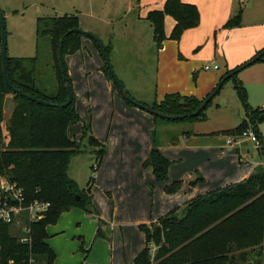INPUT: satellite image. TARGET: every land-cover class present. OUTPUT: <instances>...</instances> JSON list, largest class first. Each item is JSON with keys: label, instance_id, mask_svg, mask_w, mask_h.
<instances>
[{"label": "rangeland", "instance_id": "obj_1", "mask_svg": "<svg viewBox=\"0 0 264 264\" xmlns=\"http://www.w3.org/2000/svg\"><path fill=\"white\" fill-rule=\"evenodd\" d=\"M164 1L0 0L6 22L8 55H36L39 17L77 15L80 28L85 29L83 24H89L97 30L104 43L111 46V65L129 95L139 101L140 95L145 94L148 98L145 103L152 104L158 81V53L164 55L159 77H165L164 82H159V90L164 83L172 85L178 76L193 90L186 96L196 97L201 92L204 95L208 91V94L212 93L227 68L222 54L216 62L206 60L215 35L224 38V41L232 39L230 53L237 58L250 56L253 46H257L264 36V0H183L197 5L200 22L184 30L179 40L170 38V31H165L166 39L162 49H159L147 16L150 11L160 9ZM237 15L240 16L239 24L228 25V21ZM101 34H105L104 37ZM85 39L90 41L87 36L82 38L83 41ZM95 44L83 42L82 50L65 55L76 97V111L80 116L77 122L69 125L68 134L82 141L81 151L71 157L67 172L80 189L88 191L90 201L84 206L74 205L63 211L58 220L48 226L47 241L56 253L55 264H135L136 256L146 243L141 225L157 222L172 209H165L166 197L182 195L183 202L194 190H200L195 193L198 196L218 188L215 185L218 181L214 183V179L219 177L220 171H224L222 179H225L226 173L235 170L242 178L239 181H242L245 172L253 170L264 160V154L259 153L256 144L245 137L240 141L243 144L237 147L247 150L248 154L244 161H240L236 149L225 144L229 135L222 132L238 126L246 118L245 104L235 88V79L245 88L247 103L253 108H264V61L249 64L240 69L235 78L228 79L205 110L204 119L174 122L156 118L129 104L111 80L109 95L100 93L91 102L87 90L90 73L100 71L106 75L103 71L104 58ZM192 44H195L194 48ZM221 46L224 47V43ZM184 49L190 55H182ZM72 56L76 58L70 69L69 59ZM194 59L197 61L193 62ZM214 63L220 66L219 70L204 69V65L211 64L213 67ZM215 74L217 77L209 85V78ZM43 77L51 86L54 85L49 70L47 74L43 72ZM140 79L142 83L136 82ZM139 86L146 89L144 91L148 89V94L138 91ZM119 103L146 113L152 117V123L139 117L136 119L130 112H122L124 108ZM13 107L14 102L6 103L5 120ZM84 124H90L91 132L101 146H91L83 139ZM258 129L264 136V122L258 124ZM154 132L162 149L167 148L165 156L171 161L166 180L157 179L152 169L145 166L146 159H143L144 150L153 144ZM186 134H190L188 139L184 137ZM206 143L213 146H206ZM100 147L104 149L102 157L97 151ZM95 162L100 164L96 168ZM176 174L180 175L176 177ZM174 182H178L177 190L168 192L166 186ZM115 205L118 207L116 213ZM178 215L182 213L179 211ZM29 222L27 214L21 215L11 225L12 235L26 238ZM153 249L154 244H150V251ZM258 251V244L239 249L234 247L233 251L225 252L217 260L221 264H256ZM150 254L153 258L154 254ZM151 264H154L153 261Z\"/></svg>", "mask_w": 264, "mask_h": 264}, {"label": "trees", "instance_id": "obj_2", "mask_svg": "<svg viewBox=\"0 0 264 264\" xmlns=\"http://www.w3.org/2000/svg\"><path fill=\"white\" fill-rule=\"evenodd\" d=\"M167 16L174 19L170 38L176 40L180 39L184 30L195 27L200 22V11L196 4L183 0H165L162 8L150 11L147 16L159 49L166 39ZM239 17L237 15L231 18L227 24H239ZM77 27H80L77 15L39 17L36 55L8 56V75L11 83L37 98L58 104L66 102L68 93L60 65L59 45L64 37V59L67 53L80 50L85 35L80 32L67 34L68 30ZM110 47L105 46L108 55ZM262 51L264 48L250 60L228 69L220 80L238 67L249 65ZM261 60L264 61V55L255 62ZM48 70L55 81L53 86L43 77V72L47 74ZM103 71L113 82L106 63ZM67 75L69 77L68 71ZM236 75L237 72L231 78ZM235 80V88L245 104L246 118L238 126L222 132L236 136L252 126L257 134L262 136L258 124L264 122V108L251 107L247 103L245 88L239 80ZM69 82L72 86L70 77ZM114 86L117 89L115 84ZM7 95L12 96L14 108L8 121H5L4 105ZM206 97L198 99L194 96L168 93L160 102L155 101L151 105L143 103L170 115H186L181 119H169L171 121L195 122L206 117L205 110L212 100L198 115H192ZM75 99L73 92L71 104L55 107L14 93L4 79L0 24V177H7L10 181L22 185L30 200L40 199L50 203L42 218L29 222L30 231L26 235L28 241L12 235L11 223L0 221V264H55L56 253L47 241L48 226L55 223L63 211L74 205L84 206L90 201L88 191L80 189L67 172L70 159L81 151L82 142L68 134L69 125L80 119ZM153 135L154 146L145 166L152 169L157 179L166 180L171 161L162 153L155 132ZM82 137L91 146H101L92 134L90 124H84ZM97 151L102 157L104 149L100 147ZM261 152L264 154V150ZM177 183L167 185L166 190L176 191ZM179 211L181 216L178 215ZM141 227L146 243L136 256L135 264H151L152 261L154 264H221L217 258L224 256L225 252L233 251L234 247L239 249L255 244L259 245L256 264H264V163L258 164L242 181L195 196L183 206L165 213L157 222L143 224ZM150 244L156 247L153 258L150 254Z\"/></svg>", "mask_w": 264, "mask_h": 264}, {"label": "crops", "instance_id": "obj_3", "mask_svg": "<svg viewBox=\"0 0 264 264\" xmlns=\"http://www.w3.org/2000/svg\"><path fill=\"white\" fill-rule=\"evenodd\" d=\"M244 1V0H243ZM165 2V1H164ZM164 2H163V4H164ZM162 4V5H163ZM162 5H160V8L161 7H163ZM165 22H166V24H165V31H166V33H168L169 31H170V33H171V30H172V28H173V25H174V19H173V17H171V16H167L166 17V19H165ZM95 26V25H94ZM83 27L85 28V29H88V30H92L100 39H102L98 34H97V30H95V29H93V28H91V26L88 24H83ZM91 31V32H92ZM264 31V30H263ZM102 35V37H104L103 35H105V34H101ZM88 37V36H87ZM83 38H84V36H83ZM90 38V37H89ZM221 37H219V36H217V35H215L214 36V45H213V47L211 48V50H210V52L209 53H207V55H206V60H208L209 62L210 61H214V62H216V59H219V57H220V55L222 54L223 55V57H224V59H225V62H226V65H227V68H226V71L228 70V69H232V68H234V67H236V66H238L241 62H243V61H245L248 57H251V56H253V55H255L259 50H261L262 48H264V36H263V38L261 39V41L257 44V46H253V50H252V52H251V54H249L250 56H247V58H246V56H243V58H237V57H235V56H232V54L230 53V49H231V47H232V44H231V42H232V39H229V40H226V41H224V38L223 39H220ZM86 41H83L82 40V44H83V42H87V43H93L94 41L90 38V41H89V39H85ZM92 40V41H91ZM102 41H103V39H102ZM103 43H104V41H103ZM222 43H224V47L223 46H221L222 45ZM95 45H97V44H95ZM104 45L106 46V45H108V44H105L104 43ZM98 47V46H97ZM191 47L192 48H194L195 47V44H192L191 45ZM82 48V47H81ZM162 49V48H161ZM80 50H82V49H80ZM100 50V49H99ZM101 52V51H100ZM160 52H162V51H160ZM182 55H184V56H187V55H190L189 53H188V50H186V49H184V50H182ZM164 55H162V53H158V56H157V61H158V69H159V71H158V81H157V89H156V92H155V100L152 102V103H154L155 101L156 102H160L162 99H161V97H162V95L164 94V93H166V94H168V93H179V94H181V95H187L186 93H189V92H191V91H193L190 87H188V84H186L185 82H184V80H182L181 79V77L178 79V76H176L175 77V80L171 83L172 85H167V83L165 84L164 83V85H163V87H161V85H160V90H159V82L162 80L163 82H164V80H165V77L164 76H160L159 77V74H160V67H161V70L163 69V66H164V63H163V61H164V57H163ZM75 58H76V56H72V57H70V59H69V67H70V69H71V67H72V63H73V61L75 60ZM197 60L196 59H194V61L193 62H196ZM215 64H217V63H214L213 65H215ZM211 65V64H210ZM219 66V65H218ZM212 69V68H211ZM220 69V66H219V68H217V70H219ZM98 70H100V68L98 69ZM225 71V72H226ZM224 72V73H225ZM90 73V72H89ZM217 77V74H215V75H213L212 77H210L209 78V85H211L213 82V79H215ZM222 77V76H221ZM136 82H140V83H142V80L140 79L139 81H137L136 80ZM124 85V84H123ZM210 87V86H209ZM111 88H112V86H111V81L107 78V76L106 75H104L103 73H101L100 71H95L93 74H91L90 73V76L88 77V82H87V90H88V96H89V98H91L90 99V101L92 102V100L94 99V97H99L100 96V93L101 94H103L104 92L105 93H107V95H109V93H110V91H111ZM172 88V90H170ZM190 89V90H189ZM142 91L143 90V92H147L148 91V89H147V91H144V90H146V89H144L143 87H138V91ZM166 91V92H165ZM169 91H172V92H169ZM195 91V90H194ZM202 94H198L199 96H197L196 95V97L198 98V99H203L204 97H206V95L209 93V91L208 92H206V94L204 95L203 93L204 92H201ZM147 94H148V92H147ZM165 94V95H166ZM97 95V96H96ZM145 95V94H144ZM143 94L142 95H140L141 96V98H140V100H141V102H145V101H147V99L148 98H145V96H144ZM159 97V98H158ZM165 97V96H164ZM159 99H161L160 101H159ZM138 100V99H137ZM139 100V101H140ZM13 102V100H12V98H11V95H7L6 96V100H5V105H6V103L7 102ZM5 105H4V109H5ZM119 105L122 107V108H124L123 109V111L122 112H130L131 114H133V115H135V118L137 119V117H139L140 118V120H142V121H144V120H146L147 122L148 121H150L151 123H152V121H153V119H152V117H148V115H146V113H141L138 109H133V108H130V107H127L126 105H123V103H119ZM149 105H151V104H149ZM135 106V105H134ZM137 107V106H136ZM14 108V107H13ZM13 108H12V111H13ZM139 108V107H138ZM143 110V109H142ZM12 111H11V113H10V115H9V117L11 116V114H12ZM9 117L5 120V121H8V119H9ZM154 122H156L155 121V119H154ZM141 129L143 130V127L141 126ZM227 129H230V128H227ZM190 137V134L188 135V134H186L184 137L186 138V139H188L189 137ZM225 144H226V142H225ZM243 144V143H242ZM206 146H213V145H211L210 143H206L205 144ZM237 145L238 144H236V145H230V146H232V147H234L235 149H236V153L238 154V157H239V160L240 161H244L245 159H246V157H247V154H248V152H247V150H241V148L240 147H237ZM240 145V144H239ZM153 146H154V140H153V144L151 143L149 146H148V148H147V150H144L145 152H144V158L143 159H147V157H149V155H150V152H151V150H152V148H153ZM161 147V146H160ZM163 147H161V150L163 151V154L165 155V154H167V152H168V150H167V148H165V149H162ZM260 152L259 153H261V150H259ZM220 156L221 157H223V154H220ZM241 158V159H240ZM101 161V159L99 160V162ZM263 164L264 163V160H261L258 164ZM258 164H256V166L258 165ZM100 165V164H99ZM98 165V166H99ZM255 166V167H256ZM255 167H254V169H255ZM147 168H149V167H147ZM150 170H151V168H149ZM254 169L253 170H250V171H247V172H245V174L242 176L243 178H246V177H248L253 171H254ZM220 170H223V169H221L220 168ZM230 169H228V171H229ZM224 172V171H223ZM223 172L222 171H220L219 173H218V176L219 177H216L215 179H214V183L216 182V181H218V183L217 184H215V185H218V187H221V186H225V185H228V184H230V182L231 183H233V182H236V181H239L240 179H242V178H240V177H238L237 175H240V174H238L235 170L234 171H229L228 173H226L225 174V176H224V178L225 179H227L226 181H224L225 179H222V175H223ZM177 175H180V174H176V177H178ZM224 181V182H223ZM230 181V182H229ZM194 191H196V192H194ZM193 191V194H190V195H187L186 197V200H184L183 202H181V199H182V195L181 196H177V197H170L169 199L166 197L165 199H166V201H165V203H164V205H165V209H168L169 207H172V209L173 208H175V207H178V206H183L184 205V203L186 202V201H188L189 199H191V198H193V197H195V193H198V191H200V190H194ZM160 195H163V193H160ZM190 197V198H189ZM153 204H154V200H153ZM117 209H118V207L115 205V209H114V213H116V211H117ZM170 211V210H169ZM106 224L108 223L106 220H103ZM102 229H104V228H102ZM105 231V230H104Z\"/></svg>", "mask_w": 264, "mask_h": 264}, {"label": "water", "instance_id": "obj_4", "mask_svg": "<svg viewBox=\"0 0 264 264\" xmlns=\"http://www.w3.org/2000/svg\"><path fill=\"white\" fill-rule=\"evenodd\" d=\"M0 24H1V38H2L3 72H4V79H5L6 84L11 87V89L14 91V93L26 96V97H28L29 99H32V100H37L39 103H41L43 105L58 107L60 105L61 106H67V105L71 104L72 101H73V90H72L71 83L69 82V77L67 75V69H66V66H65V59H64V55H63L64 37H62L61 40H60L59 59H60L61 69H62V72H63V78L65 80L66 90H67V93H68V99H67L66 102H64L62 104H58V103H54V102H51V101H48V100H45V99H41V98H37V97L32 96V95H29V94L25 93L23 90H21L20 88L15 87L11 83L9 75H8V56L9 55H8V51H7L6 22H5V17L3 15L1 9H0ZM71 32H80V33L84 34L85 36L90 37L94 42H96V44L99 47V49L101 51V54H102V56L104 58V61H105L106 65H107V67H108V69L110 71V74H111V76L113 78V82L116 85L120 95L124 99L130 101L135 106H137V107H139V108H141V109H143V110H145V111H147V112H149V113H151L153 115H157V116H159L161 118L176 120V119H181V118L186 116V115H181V114H179V115H170V114H167V113H164V112H160V111H157V110L151 108L150 106L146 105L145 103L134 99L132 96L129 95V93L127 92V90L123 86L121 80L116 75V73H115V71H114V69H113V67L111 65L110 58H109L108 52H107V50L105 48V45H104L103 41L96 34H94L93 32H91L89 30L82 29L80 27L72 28V29L68 30L67 34H69ZM262 55H264V51H262L258 56H256L254 59H252L249 62V64L254 63ZM245 66H247V65L244 64V65L238 67L237 69L231 71L229 74H227L218 83V85L216 86L214 91L212 93H210L206 97V99L201 103V105L194 112H192V115H198L202 110H204L205 107L207 106V104L214 98V96L218 93V91H220L223 83L228 78L234 77L235 73L238 72L240 69L244 68Z\"/></svg>", "mask_w": 264, "mask_h": 264}, {"label": "built area", "instance_id": "obj_5", "mask_svg": "<svg viewBox=\"0 0 264 264\" xmlns=\"http://www.w3.org/2000/svg\"><path fill=\"white\" fill-rule=\"evenodd\" d=\"M211 68L217 69L219 66L217 64L213 65V67L210 64L204 65L205 70H210ZM245 137H249L256 144V147L259 150H264V136L257 134L256 130L252 126H249L239 135L228 136L226 144H242L240 141H242ZM98 165L99 163L95 162L94 168ZM49 207L50 203L48 201L40 199L30 200L27 197L25 188L22 185H19L17 182L10 181L7 177H0V221L11 223L13 225L17 222L21 215L25 214H27L30 221H34L42 218ZM27 230L28 232L30 231L29 226ZM23 240L28 241L26 238ZM154 248L155 249L151 250L153 254L156 251L155 246Z\"/></svg>", "mask_w": 264, "mask_h": 264}]
</instances>
